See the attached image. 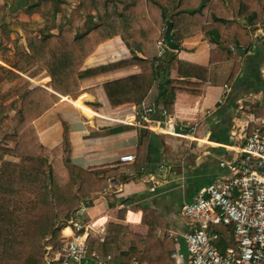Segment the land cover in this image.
<instances>
[{"label": "crops", "instance_id": "1", "mask_svg": "<svg viewBox=\"0 0 264 264\" xmlns=\"http://www.w3.org/2000/svg\"><path fill=\"white\" fill-rule=\"evenodd\" d=\"M199 1L189 0V3L197 10L203 4ZM84 2L37 0L33 10L23 7L6 13L7 2L0 0L1 70L7 67L6 70L14 71V64L6 65L4 58L16 54L19 46H27L30 31L37 23H44V28L46 24L53 26L45 34L32 31L39 39L58 34L69 23L77 26L79 34L99 25L97 11L85 6ZM204 6L205 26L212 22L209 12L226 19L230 11V21L249 32L253 47L239 50L236 40L226 35L217 40L202 30L200 14L184 15L180 19L184 30L180 33L184 35L179 43L181 48L178 51H171L167 46L159 49L156 43L150 50L152 58L159 61L157 64L171 53L177 60L168 73H160L141 105L137 106L133 95L114 99L107 95L106 85L142 75L140 67H128L83 80L79 94L60 97L61 101L34 123L38 140L48 151L46 157L51 160L50 165L52 161L55 164L53 150L64 143L63 122H66L72 145L71 165L85 171H99L101 179L110 177L101 192L80 203L86 209L82 236L87 243L91 236L104 242L111 225H120L134 235L161 241L169 234L175 243L171 258L175 261L173 255L179 253V264H187L186 244L182 238L187 226L181 216L182 207L192 203L200 189L226 175V170L219 166L220 161L240 157L236 151L250 131H264V119L252 115L250 107L264 101L263 91H259L264 81L260 56L264 41L250 31L251 26L247 27L248 24L255 26L256 10L243 5L241 0H232L230 4L227 0L224 3L213 0ZM225 21L219 22V27L225 26ZM192 23L195 25L186 30L185 25ZM173 33L176 41L177 30ZM240 51L245 54L240 55ZM135 55L143 58L131 52L121 38H115L101 45L86 61L83 70L129 61ZM237 63L240 64L239 72L232 78ZM29 80L32 89L40 87L52 93L46 87L51 80L44 74ZM19 101L12 84L5 79L4 73L0 74V174H18L12 165L20 164L21 159L4 155L3 151L16 149V144L9 139L13 133L9 127L19 120ZM167 103H173L172 112H168L169 121L196 125L193 135L179 137L138 125V112L150 107L155 109L153 119L160 121L162 128L166 127L167 119L161 116L160 110H167ZM145 132L151 134L144 161L138 164L139 141ZM130 155L136 157L135 163L121 162L122 157ZM67 158L68 155H64L60 160L66 163ZM67 229L71 231L70 236L65 233ZM61 234L62 238H71L74 235L72 225L62 227ZM98 264L106 263L100 260Z\"/></svg>", "mask_w": 264, "mask_h": 264}, {"label": "trees", "instance_id": "2", "mask_svg": "<svg viewBox=\"0 0 264 264\" xmlns=\"http://www.w3.org/2000/svg\"><path fill=\"white\" fill-rule=\"evenodd\" d=\"M212 1L200 0L203 4L196 10L189 0H85V6L89 5L97 11L99 25L89 27L84 34H79L77 26L69 23L58 34L42 39L30 33L27 46L18 47V60L12 67L14 71H4L5 79L12 84L20 99L19 120L9 127L13 133L10 137L7 136L16 144V149H4L3 154L18 157L21 162L12 165L18 171L17 175L0 174V264H48L46 248L51 247L53 253H56L62 245L60 224L78 209L83 200L101 192L110 178L105 176L101 179L99 171H85L71 165L72 145L66 122H63L64 143L53 150L55 165H50L46 157L48 151L41 146L34 123L58 104L60 97L79 94L83 80L128 67H140L142 75L106 85L107 95L110 99L133 95L137 106L141 105L154 82L160 78V73H168L171 64L177 60L174 53H171L159 65V61L151 56V48L165 39L163 37L167 20L173 24V30H177L176 44L180 48L179 43L184 36L180 35L184 31L180 26V19L184 15L195 14L201 16L199 24L202 30L215 36L217 40L226 35L236 40L239 50L252 48L249 32L232 24L230 11L226 19L207 12L212 17V22L205 26L207 16L204 14V4ZM227 1L230 4L232 0ZM15 2L16 7H12V12L23 7L33 10L37 0ZM241 2L254 8L256 23L264 25V0ZM224 20L225 26L219 27V22ZM193 25L195 24H186L185 29ZM115 38H121L131 52L139 53L143 58L135 55L129 61L83 70L86 61L98 48ZM260 56L264 64V50ZM239 66L237 63L232 78L239 72ZM40 74L50 78L46 87L52 93L40 87L32 89L29 79ZM261 82L263 86L259 91L264 94V81ZM160 90L164 91L162 85ZM165 95L163 93L161 96ZM250 107L252 115L264 119V101L261 105ZM166 108L171 113L173 103H167ZM253 132L250 131L249 134ZM150 134L145 132L140 138L138 164L144 161ZM64 155H68L66 163L60 160ZM55 167L59 170L58 173ZM217 231L228 232L230 229L217 228ZM233 245V242L223 238L218 248L224 251ZM88 246L90 255L95 253L106 264H175L171 258L175 243L169 234L161 241L159 238L134 235L128 228L120 225H111L104 242L91 236Z\"/></svg>", "mask_w": 264, "mask_h": 264}, {"label": "built area", "instance_id": "3", "mask_svg": "<svg viewBox=\"0 0 264 264\" xmlns=\"http://www.w3.org/2000/svg\"><path fill=\"white\" fill-rule=\"evenodd\" d=\"M165 43V39L161 40L157 43L158 48L165 47ZM154 114V108L140 110L138 125L149 131H167L179 137H188L195 132L196 125L171 123L165 108L160 114L167 119L166 127L162 128L161 122L153 119ZM236 152L240 155L236 160L219 163L226 175L200 189L194 201L182 207L181 216L187 226V232L182 235L187 264H264V131L257 129L246 135ZM135 161L136 157L132 155L121 158L123 163ZM85 211L82 205L70 221L74 235L62 239L54 258H49L52 248L47 249L48 264H98L99 257L95 253L90 255L88 243L82 236ZM217 228H229L230 231L221 232ZM223 238L234 245L221 251L218 244ZM173 258L179 264L180 254H174Z\"/></svg>", "mask_w": 264, "mask_h": 264}, {"label": "rangeland", "instance_id": "4", "mask_svg": "<svg viewBox=\"0 0 264 264\" xmlns=\"http://www.w3.org/2000/svg\"><path fill=\"white\" fill-rule=\"evenodd\" d=\"M6 2H7V11H6V13H10V12H12V7H16V5H15V0H6ZM74 14H73V20H74ZM50 21V20H49ZM257 24V23H256ZM256 24H255V26L254 25H250V24H248L247 25V27H252V29L250 30L256 37H259V38H261V40L260 41H264V36L261 34V35H258V32H261L262 31V25L261 24H257L258 26H256ZM45 27V24L44 23H41V24H35V27H34V30H32L34 33H46V32H49V27H53V26H51V25H47L46 24V27L47 28H44ZM254 27V28H253ZM32 31H30V33H33ZM254 42H257V40H254ZM10 52H11V50H10ZM18 60V55H17V53L16 54H14V55H10V54H8V58H4V61H5V64L6 65H9V66H12L16 61ZM8 69L7 67H4V68H2V70H1V68H0V74L2 75L3 73H4V71L6 70V69ZM2 71H3V73H2ZM91 120H92V117H91ZM1 134H2V132H1ZM3 134H4V132H3ZM49 159V157L47 158V160ZM50 161L51 160H48V162L50 163ZM52 164V166H54L55 164H54V162L52 161L51 162ZM56 168V167H55ZM55 171L58 173L59 172V170L56 168L55 169ZM80 207H81V205L78 207V209L74 212V213H72L71 214V216L68 218V219H66V220H64L61 224H60V229L62 228V227H64V226H66V225H69V223H70V221L73 219V217H74V215L77 213V211L80 209ZM62 234H61V232H60V241H61V243H62ZM48 248H51V247H47L46 248V251H47V249ZM47 255H48V251H47V254H46V262L48 263L49 262V260L47 259ZM54 255H55V253H53V251L51 252V254L49 255V258L50 259H52V258H54ZM52 264V263H51Z\"/></svg>", "mask_w": 264, "mask_h": 264}, {"label": "water", "instance_id": "5", "mask_svg": "<svg viewBox=\"0 0 264 264\" xmlns=\"http://www.w3.org/2000/svg\"><path fill=\"white\" fill-rule=\"evenodd\" d=\"M261 34L264 36V25L262 26V31L258 32V35H261ZM165 41H166L165 44L169 50H171V51H178L179 50V46L177 44H175L176 41H175V35L173 33V24L170 21L167 22ZM239 54L244 55L245 52L240 51Z\"/></svg>", "mask_w": 264, "mask_h": 264}, {"label": "bare ground", "instance_id": "6", "mask_svg": "<svg viewBox=\"0 0 264 264\" xmlns=\"http://www.w3.org/2000/svg\"><path fill=\"white\" fill-rule=\"evenodd\" d=\"M65 233H66L67 236L71 235V231L69 229H67Z\"/></svg>", "mask_w": 264, "mask_h": 264}]
</instances>
